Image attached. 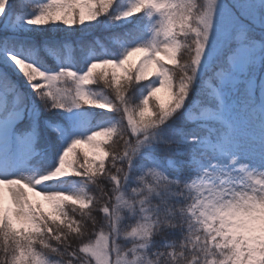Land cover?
Wrapping results in <instances>:
<instances>
[{
	"label": "snow or ice",
	"instance_id": "obj_1",
	"mask_svg": "<svg viewBox=\"0 0 264 264\" xmlns=\"http://www.w3.org/2000/svg\"><path fill=\"white\" fill-rule=\"evenodd\" d=\"M0 264H264V0H0Z\"/></svg>",
	"mask_w": 264,
	"mask_h": 264
},
{
	"label": "rangeland",
	"instance_id": "obj_2",
	"mask_svg": "<svg viewBox=\"0 0 264 264\" xmlns=\"http://www.w3.org/2000/svg\"><path fill=\"white\" fill-rule=\"evenodd\" d=\"M158 96L160 97L161 102H164L167 99L166 94L164 92L158 93Z\"/></svg>",
	"mask_w": 264,
	"mask_h": 264
}]
</instances>
